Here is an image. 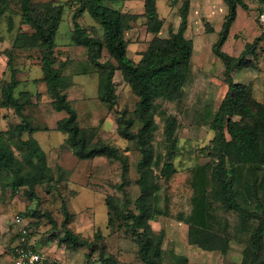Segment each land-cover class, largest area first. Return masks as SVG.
I'll return each mask as SVG.
<instances>
[{
    "label": "rangeland",
    "instance_id": "obj_1",
    "mask_svg": "<svg viewBox=\"0 0 264 264\" xmlns=\"http://www.w3.org/2000/svg\"><path fill=\"white\" fill-rule=\"evenodd\" d=\"M55 1L65 2L66 0ZM163 1L165 4L157 7L164 24L157 34L165 37L169 35L170 28L178 29L181 22L180 9L185 0ZM216 1H220L221 4H216L217 7L214 6L215 9L212 12L211 9L205 8L204 0H196L190 32L196 39L191 70L183 95L174 101H162L155 109L158 129L151 134V140L157 153L154 170L158 175V189L154 204L156 209L169 212V215H163L165 218L161 219L162 223H158L159 229L153 227L152 220L150 223L157 234L164 235L162 246L166 254L163 256V264H174L168 250L172 246L173 239L187 240L186 219L193 210L192 197L199 194L193 186V179L198 173L197 168L214 161V157L209 154V145L214 137L211 121L228 87L224 63L213 51V45L219 38L225 16L223 6L227 7V4L224 0ZM246 1L250 5V10L238 6V16L223 45V50L233 56H239L248 43L260 37L257 55H249L252 59L251 63L236 70L234 79L247 85L256 101L264 102V21L261 19L259 2ZM143 2L144 0H134L129 2L128 7L134 11L145 10ZM167 9H170V12H167ZM73 11L71 7L66 8V14L56 36L59 58L68 59L67 64L62 66V72L73 74V84L67 89L69 98L77 109L83 126L97 127L98 138L115 144L128 156L129 173L127 179L123 180L122 163L105 156L79 159L73 152L63 150L61 145L49 152V146L61 144L66 134L53 130L50 137L51 143H49L45 139L44 132H40L38 138L43 148L49 152L48 156L56 180L51 184L38 185L34 194L29 192L27 186L14 189L11 184L2 186L0 183V244L6 234L3 232V227L14 224V219L18 215H24L31 222L32 239L34 237L38 239V246L43 245L48 252L56 253L66 264H100L97 252L89 256L90 248L71 250L58 241L62 234L59 226L64 218L62 202L65 200L73 214L71 226L75 231L90 238H93L97 232H101L107 244L108 253L118 256L123 261L145 264L138 258V243L133 233L114 212H109L108 204L112 201L118 204L125 202L129 208L134 209L135 199L141 192L137 164L142 153L134 140L126 139L119 134L116 121V118L126 111L127 117L134 118L133 129L137 130L141 126L142 122L136 118L134 112L138 96L118 70L114 80L119 102L111 107L99 99L98 73H76L81 63L87 61L88 51L86 47L72 42ZM141 13L143 12L137 14ZM10 17L14 19L13 29H9ZM93 19L90 13L86 12L80 17V22L86 27H91L96 25ZM20 29L32 31L28 24L22 22L18 0H10V7L0 17V102L2 83L10 78L11 74L10 66L8 67L7 64L6 50L12 49L16 33ZM131 31L134 33L129 32L130 41L136 39L141 44L144 42L149 44L155 35L147 31L145 17H141L137 26ZM12 51L13 63L20 69L18 76L24 81L18 90L29 87L34 91L32 105L27 108L30 119L34 124L54 128L60 114L53 107L45 83L35 84L32 81L43 75L39 49L14 48ZM137 53L139 54L140 51ZM137 53L130 52V55L134 57ZM108 57L109 54L105 51V58ZM63 113L66 114L65 111ZM170 116L175 117L177 121L175 136L171 142L166 140L165 132L167 118ZM236 118L240 117L236 116ZM19 119L20 117L12 107L0 105V129H7ZM167 160H173L176 167L169 179L160 176L161 166ZM229 166L239 201L248 209L264 212V189L259 191L258 198L254 196L252 190L255 179L253 165L229 162ZM207 174L210 176L208 184L211 199L210 228L234 240L237 246L234 247L233 252L239 257L236 263L242 264L250 232L257 221L245 220L237 212L229 210L221 199V187L211 178V167ZM257 175L260 178L263 177L264 171L257 169ZM121 185H124L123 189ZM52 219L58 222L57 227L53 226ZM172 220L186 224L174 228ZM10 247L9 243L5 251H0V264L6 254L10 253ZM230 250L231 245L225 253L210 252L200 248L202 253L189 252V256L184 254L183 256L188 257L189 264H226L224 256L226 257L225 254H228Z\"/></svg>",
    "mask_w": 264,
    "mask_h": 264
},
{
    "label": "trees",
    "instance_id": "obj_2",
    "mask_svg": "<svg viewBox=\"0 0 264 264\" xmlns=\"http://www.w3.org/2000/svg\"><path fill=\"white\" fill-rule=\"evenodd\" d=\"M117 1L120 0H18L22 22L28 24L32 31L18 30L12 49H39L43 75L32 81L35 84L45 83L54 109L65 111L66 116L57 120L54 128L32 122L27 108L32 105L34 91L29 87L18 90L24 81L18 76L19 67L13 63L12 49H7V64L11 74L2 83L0 105L12 107L20 121L7 129H0V183L2 186L11 184L14 189L27 186L29 192L34 194L38 185L51 184L56 180L49 156L35 137L37 131L53 129L66 134L61 144L63 150L73 152L79 159L105 156L119 160L122 163L123 180L127 179L130 168L128 156L115 144L98 138L97 127H87L80 123L78 111L67 92L73 84V74L62 72V66L67 64L68 59L59 58L56 36L66 8L71 7L74 10L72 42L86 47L88 51L87 61L81 63L76 73H98L99 99L111 107L119 102L114 80L118 70L138 96L134 112L142 122L141 126L134 130V118L127 117L126 111L116 121L119 134L134 140L142 153L137 164L141 192L135 199L134 209L129 208L125 202L118 204L112 201L108 203L109 212H114L133 233L138 243L140 260L145 264H163V256L166 254L162 246L164 235L153 230L150 220L159 215H169V212L156 209L154 204L158 175L154 170L157 153L151 134L158 129L155 109L162 101L179 99L190 74L194 50L193 39L186 36L190 0H185L180 9L181 22L178 29L170 28L169 35L165 37L157 34L164 24L159 16L157 0H144L145 10L141 14L124 11L116 6ZM224 1L228 12L213 51L224 63L228 87L211 121L214 137L209 145V154L214 157V161L198 167V173L193 179V186L199 194L192 197L193 210L186 219L189 225L188 241L203 249L223 253L230 247V236L212 230L209 225L211 199L208 190L210 176L207 173L211 167V178L221 187L223 204L245 220L257 221L250 232L242 264H264V212L248 209L239 201L229 166V162L253 165L255 179L252 190L258 198L259 191L264 189V175L261 178L257 175V169L264 171V102L256 101L247 85L235 81L234 73L251 63L249 55H257L260 37L248 43L239 56L224 51L223 45L238 16V6L250 10L246 0ZM256 1L259 2L261 13L264 0ZM9 7L10 0H0V17ZM86 12L94 18L97 26L86 27L80 22V17ZM141 17L146 19L147 31L155 35L141 52L140 59L135 60L129 54L130 40L126 34L137 26ZM13 26L14 19L10 17L9 29H13ZM105 51L109 54L108 58H105ZM176 126V118L168 117L165 128L167 141L173 140ZM175 170L173 160H167L161 166L160 176L169 179ZM62 207L64 218L59 226L62 232L58 239L60 243L71 250L90 248L89 256L97 252L100 264H135L108 253L101 232L90 238L75 231L71 226L73 214L65 200ZM52 223L58 226V222L53 219ZM172 258L174 264H189L187 256L172 252Z\"/></svg>",
    "mask_w": 264,
    "mask_h": 264
},
{
    "label": "crops",
    "instance_id": "obj_3",
    "mask_svg": "<svg viewBox=\"0 0 264 264\" xmlns=\"http://www.w3.org/2000/svg\"><path fill=\"white\" fill-rule=\"evenodd\" d=\"M134 0H120V1H117L118 3H116V6L120 7L121 9H123L124 11H129V12H132V13H140V12H143L144 10H138V11H134L132 10L131 8H129V4L131 2H133ZM182 1V0H181ZM130 2V3H129ZM161 2V3H160ZM196 0H190V11H189V17H188V28L186 30V36L189 37V38H192L193 39V42H194V45H195V37L193 35H191V27H192V24H193V9H194V4H195ZM144 4V2H143ZM164 1L163 0H157V6L160 7L162 5H164ZM220 5L221 2L220 1H209V0H204V5H205V8L208 10L211 9L212 12H214L213 9L214 6L217 7V5ZM143 7V6H142ZM141 7V8H142ZM227 8L228 6L226 7L225 5L223 6V9H224V12H223V15H226L227 13ZM143 9V8H142ZM168 11L167 12H170V9H167ZM166 16H168V14H166ZM225 17V16H224ZM132 30V29H131ZM128 31L127 34H126V37L130 40L131 37L128 35L129 32L130 34H133L134 32L133 31ZM144 45V46H143ZM148 46V43L147 42H144V44L142 43H139L136 41V39H133V41H130L129 43V54L130 52H133V53H137L138 51H140V53L136 54L133 58L135 60H139L140 57H141V52L144 51ZM132 47V48H131ZM131 56V55H130ZM58 113L60 114L57 118V120H59L60 118L66 116V114L63 113V111H58ZM17 121H20L17 120ZM16 121V122H17ZM8 127V126H7ZM6 129V128H5ZM55 130V129H53ZM53 130H40V131H37L35 133V137L38 139V141L40 142V139L38 138V134L40 132H44L45 134V139L51 143V132ZM62 144V143H61ZM61 144L57 145V146H49V152L52 150V149H55L57 147H59ZM42 146V145H41ZM43 147V146H42ZM46 150V149H45ZM47 154L49 155V152L46 150ZM96 158V157H95ZM90 159H94V158H90ZM162 218H165L163 215L161 216H157L155 217L154 219H152V224H153V227L156 228V229H159V225L158 223H162ZM172 225L174 228H177V227H181L182 225H185L186 223L184 222H181V221H173L172 220ZM11 223V225L9 226H6V227H3V232L6 233L5 236H4V239L2 238V244H0V251H5L6 248L8 247L9 243L11 244V247H10V253L4 257V259L1 261L2 264H14V247L15 245L17 244V232H16V226L15 224ZM157 224V225H156ZM187 225V228L185 230V235L187 237V240L183 241L181 239H173L172 241V246L169 250V253L172 255V252L178 254V255H187L189 256V252L193 253V252H197L198 254L199 253H202L200 251V248L198 245L196 244H191L189 243L188 241V232H189V225ZM13 227V229H12ZM8 232V233H7ZM231 238V237H230ZM231 242L230 245H231V250L228 252V254H225L226 257L224 256V260L226 259L227 263L226 264H237L236 262L238 261L239 257H237L235 255V253L233 252L234 251V247L237 246V244L234 243V240L231 239ZM32 244L37 247V248H41V249H46V247H44L43 245L42 246H38V239H36L35 237L32 239ZM167 246L164 244V248H166ZM242 249V247H241ZM206 251H210V252H216V251H213V250H206ZM53 257H55L56 259H59L61 260L64 264H66V262L63 260L62 257H60L59 255H57L56 253L54 252H49Z\"/></svg>",
    "mask_w": 264,
    "mask_h": 264
},
{
    "label": "built area",
    "instance_id": "obj_4",
    "mask_svg": "<svg viewBox=\"0 0 264 264\" xmlns=\"http://www.w3.org/2000/svg\"><path fill=\"white\" fill-rule=\"evenodd\" d=\"M261 19L264 21V7L261 12ZM14 224L17 232L14 264H64L46 249L37 248L32 244L31 222L25 216L18 215L15 217Z\"/></svg>",
    "mask_w": 264,
    "mask_h": 264
}]
</instances>
